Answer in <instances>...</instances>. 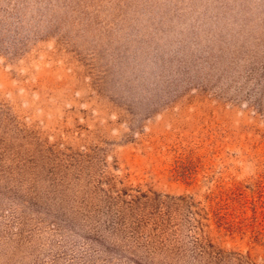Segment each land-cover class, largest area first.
Returning <instances> with one entry per match:
<instances>
[{
  "label": "rangeland",
  "instance_id": "1",
  "mask_svg": "<svg viewBox=\"0 0 264 264\" xmlns=\"http://www.w3.org/2000/svg\"><path fill=\"white\" fill-rule=\"evenodd\" d=\"M0 264H264V0H0Z\"/></svg>",
  "mask_w": 264,
  "mask_h": 264
}]
</instances>
